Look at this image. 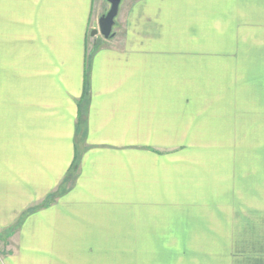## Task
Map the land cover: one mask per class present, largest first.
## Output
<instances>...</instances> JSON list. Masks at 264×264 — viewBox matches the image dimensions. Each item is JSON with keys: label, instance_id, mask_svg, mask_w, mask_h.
<instances>
[{"label": "crops", "instance_id": "obj_1", "mask_svg": "<svg viewBox=\"0 0 264 264\" xmlns=\"http://www.w3.org/2000/svg\"><path fill=\"white\" fill-rule=\"evenodd\" d=\"M107 3L0 0V264H264V0H207L220 5L223 161L205 208L115 189L133 163L108 159L162 153L134 139L159 130L148 89L180 82L182 8L195 2L122 0L113 36H92ZM39 87L58 97L41 112ZM58 116L67 148L45 137ZM85 143L105 159L86 167Z\"/></svg>", "mask_w": 264, "mask_h": 264}, {"label": "rangeland", "instance_id": "obj_2", "mask_svg": "<svg viewBox=\"0 0 264 264\" xmlns=\"http://www.w3.org/2000/svg\"><path fill=\"white\" fill-rule=\"evenodd\" d=\"M182 1L184 3L187 0ZM191 1L195 2L192 6L182 8L178 43L183 57L181 71L177 74L180 82L150 83L161 86L148 89L151 100L157 101V105L149 106L148 119L151 118L150 125H154V128L158 125L159 130L151 129L148 138L143 136L134 139V144L148 143L162 153L158 155L134 151L128 153V158L119 154L118 157L108 159H111L110 163L118 160L133 163L128 164V168L120 164L122 171L116 175L118 187L115 189L121 186L126 191L138 194H167L172 197L183 195L185 198L197 199L189 201L190 206L205 208L210 204L205 200L207 195L211 193L215 196L222 192L221 19L220 5H216L214 8L218 9L212 11L210 6L207 7V0ZM106 6L105 14L110 10V4L107 3ZM167 85L170 88L165 87ZM52 92L46 87H39V112L44 107L41 103L45 98L57 100L58 97ZM174 97L180 98L181 103L174 105ZM63 106L64 104L60 106L59 116L65 112ZM59 116L48 120L54 123L55 128L48 131L45 137L54 141L52 148H67L71 145L70 137L63 134L68 131L70 121ZM164 117L167 121L162 124ZM44 124L43 121L45 128ZM45 137H39V148H51V141L46 142ZM80 144L79 138V148ZM84 148L90 150L84 159L88 161L86 167L105 159V154L98 149L101 148L98 145L92 147L85 143ZM94 148L101 155L97 151L96 155ZM78 170L73 176L71 188L83 171L81 167Z\"/></svg>", "mask_w": 264, "mask_h": 264}, {"label": "water", "instance_id": "obj_3", "mask_svg": "<svg viewBox=\"0 0 264 264\" xmlns=\"http://www.w3.org/2000/svg\"><path fill=\"white\" fill-rule=\"evenodd\" d=\"M107 1L110 4V10L107 12V14L100 18L99 27L92 32V36L101 34L105 39H109L113 36V27L115 25V19L119 13L122 0Z\"/></svg>", "mask_w": 264, "mask_h": 264}]
</instances>
